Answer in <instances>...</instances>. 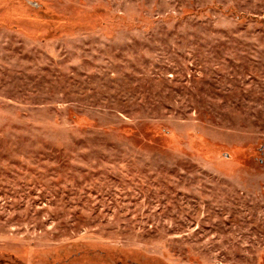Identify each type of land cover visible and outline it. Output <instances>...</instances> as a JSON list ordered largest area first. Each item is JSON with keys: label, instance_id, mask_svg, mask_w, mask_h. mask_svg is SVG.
<instances>
[{"label": "rangeland", "instance_id": "obj_1", "mask_svg": "<svg viewBox=\"0 0 264 264\" xmlns=\"http://www.w3.org/2000/svg\"><path fill=\"white\" fill-rule=\"evenodd\" d=\"M0 264H264V0H0Z\"/></svg>", "mask_w": 264, "mask_h": 264}]
</instances>
